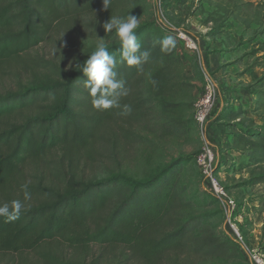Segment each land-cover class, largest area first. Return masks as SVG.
I'll list each match as a JSON object with an SVG mask.
<instances>
[{"label": "trees", "instance_id": "1", "mask_svg": "<svg viewBox=\"0 0 264 264\" xmlns=\"http://www.w3.org/2000/svg\"><path fill=\"white\" fill-rule=\"evenodd\" d=\"M120 1L110 0L109 5ZM102 6L103 0H0V69L16 64L34 73L36 65L50 73L35 85L0 92V205L14 199L24 204L18 219L0 216V264H100L98 260L88 263L58 256L55 241L80 249L121 247L125 251L116 264H128L132 258L150 262L178 251L230 260L225 264H248L226 220L220 224L221 235L202 234L207 225L219 220L221 212L213 209L219 200L197 163L202 188L189 182L187 168L195 164L184 156L172 158L142 178L119 171L90 182L67 180L64 187L53 182L51 176L64 174L60 168L61 174L56 168L47 171L53 169L48 158L54 153L71 160L82 151L92 156L102 139L113 144L121 141L125 147L143 139L132 127L145 116L147 103L155 101L144 96L147 71H151L154 97L187 84L179 43L173 38L171 51L162 50L161 41L170 35L155 22L142 23L136 29L141 45L137 55L149 53L139 65L129 66L121 59L120 40L106 45L117 60L116 78L128 90L118 108L93 107L85 86L87 77L80 68L67 69L45 58L34 61L27 57L56 25ZM200 61L210 73L208 56L202 54ZM124 105L130 111L125 112ZM215 114L208 122L240 115L227 110ZM170 125L172 134L187 131L184 119H175ZM234 126L240 129L238 141H251L254 136L264 139L263 127L249 126L246 120ZM30 166L36 169L28 175L25 169ZM219 169L216 163L218 179ZM256 183H264V175ZM206 207L211 210L205 211Z\"/></svg>", "mask_w": 264, "mask_h": 264}, {"label": "rangeland", "instance_id": "2", "mask_svg": "<svg viewBox=\"0 0 264 264\" xmlns=\"http://www.w3.org/2000/svg\"><path fill=\"white\" fill-rule=\"evenodd\" d=\"M130 13L137 16L138 25L149 21L155 22L159 28L162 14L194 37L199 46L198 53L181 47L187 84L176 85L163 96L154 97L151 71H147L144 96L155 101L147 103L145 116L132 127L133 133L143 139L126 147L121 141L113 144L102 139L94 146L92 156L82 151L71 160L54 153L48 158L53 162L49 165L53 169L47 171L52 172L56 168L61 174L60 168L64 174L60 178L51 176L53 182L64 187L67 180L90 182L119 171L142 178L172 158L184 156L195 164L194 168H187L189 182L202 188L195 157L201 151L204 139L195 119L192 120L194 103L202 92L206 77L198 54L201 57L204 52L211 60L212 53L224 52L215 70L210 68L211 74L206 73L216 84L220 102L218 107L214 106L210 116L219 110L240 115L225 116L220 122L209 120L208 140L214 149L216 163L220 164L219 180L237 204L233 221L240 227L247 243L264 252V183H256L259 176L264 175V139L254 136L250 137L251 141H238L236 135L240 129L234 126L246 120L249 126L264 129V0H121L118 4L109 5L107 10L102 6L97 11L56 25L27 57L34 61L45 58L67 69H79L98 42L103 40L107 45L119 41L115 29L105 32L103 23L110 17H126ZM212 62L217 61L213 59ZM34 69L35 72L31 73L19 65L5 64L0 69V92L17 89L22 84L32 86L39 78L50 77L48 70L36 65ZM175 119L187 121L186 132L170 133V124ZM35 169L30 166L25 171L29 175L34 174ZM209 209L206 207L205 211ZM213 209L221 212L219 220L207 225L203 235H221L224 230L220 224L227 220L225 211L220 203L217 209ZM229 233L232 235L231 230ZM53 248L62 258L88 263L98 260L100 264H116L122 260V252L125 251L111 245L80 249L65 241H55ZM243 256L248 264H252L245 253ZM31 257L36 256L31 254ZM13 258L18 259V254ZM229 261L178 251L150 262L132 258L128 264H225Z\"/></svg>", "mask_w": 264, "mask_h": 264}, {"label": "clouds", "instance_id": "3", "mask_svg": "<svg viewBox=\"0 0 264 264\" xmlns=\"http://www.w3.org/2000/svg\"><path fill=\"white\" fill-rule=\"evenodd\" d=\"M110 0H103V9L107 10ZM105 32H112L115 29L121 45V59L129 66L139 65L142 60H147L149 53L140 51L141 45L137 42L136 29L138 28V18L131 13L126 17H110L103 23ZM162 50L171 51L175 46L173 37L167 36L161 41ZM117 60L110 54L103 40L97 43L96 48L87 59L83 61L80 71L87 77L85 86L92 96V105L96 109H110L120 107V98L128 94L124 81L118 80L117 72L114 70ZM125 112L130 111L128 105H124ZM24 188L25 200L30 199L27 185ZM24 204L19 199H14L10 203L0 205V216L9 220L18 219Z\"/></svg>", "mask_w": 264, "mask_h": 264}, {"label": "built area", "instance_id": "4", "mask_svg": "<svg viewBox=\"0 0 264 264\" xmlns=\"http://www.w3.org/2000/svg\"><path fill=\"white\" fill-rule=\"evenodd\" d=\"M159 25L162 29L167 31V34L172 36L176 42L179 43L181 47L186 50H193L196 53L199 51V46L194 39V37L183 30L173 25L167 18L162 14L159 19ZM199 58L200 57V54ZM203 68V67H202ZM204 86L202 92L196 99L194 103V119L198 125L201 137H203L204 144L201 151L196 157V163L202 173L203 177L206 179L209 189L214 193V195L219 200L225 215L227 218V223L229 224L230 230L240 244L243 252L248 256L252 264H264V252L258 248H252L246 241L245 236L242 234L240 227L233 221V213L237 207V204L233 198H231L224 185L215 175L216 168V156L214 149L209 142L208 136V118L215 106L217 99V88L213 80H211L206 73H208L204 68Z\"/></svg>", "mask_w": 264, "mask_h": 264}, {"label": "crops", "instance_id": "5", "mask_svg": "<svg viewBox=\"0 0 264 264\" xmlns=\"http://www.w3.org/2000/svg\"><path fill=\"white\" fill-rule=\"evenodd\" d=\"M203 54H204V52H203ZM211 55H212V57H211V60H209V65H210V68L212 70H215V66L217 67L219 65V61H221L223 59L225 54H224V52H221V53L217 52V53H212ZM213 59H215L217 62H212ZM219 104H220L219 99H217L216 103H215V106L218 107ZM214 113H215V111H214ZM212 117H213V115H212ZM210 118H211V116H210Z\"/></svg>", "mask_w": 264, "mask_h": 264}]
</instances>
